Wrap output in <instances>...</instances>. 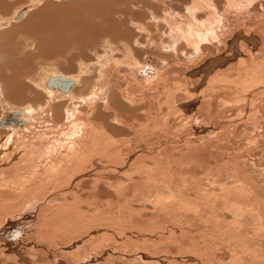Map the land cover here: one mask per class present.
Listing matches in <instances>:
<instances>
[{
    "label": "bare ground",
    "instance_id": "6f19581e",
    "mask_svg": "<svg viewBox=\"0 0 264 264\" xmlns=\"http://www.w3.org/2000/svg\"><path fill=\"white\" fill-rule=\"evenodd\" d=\"M111 5L101 15L114 57L94 82L81 68L40 83L26 74L45 99L28 88L19 106L0 83V121L22 123L0 126L3 255L29 264L19 240L31 233L66 253L54 264H264V0ZM28 9L0 19V31ZM134 28L149 39L141 61ZM50 77L72 85L49 89ZM88 244L101 252L82 254Z\"/></svg>",
    "mask_w": 264,
    "mask_h": 264
},
{
    "label": "rangeland",
    "instance_id": "374dc122",
    "mask_svg": "<svg viewBox=\"0 0 264 264\" xmlns=\"http://www.w3.org/2000/svg\"><path fill=\"white\" fill-rule=\"evenodd\" d=\"M137 1L139 0H0L1 20L10 18L18 9L24 8L27 5L29 6L27 13L22 20L19 22L12 21L8 23L6 27L2 29L4 31H0V83L5 86L4 90L7 99L15 106L22 105L29 100V96L25 95V92H28L29 89V92L34 91L35 93L40 94L39 98L42 101L45 99L43 92L38 87L32 89V87H29L31 84L29 85V83L22 79L26 74L31 76L36 83H40V81L47 76L46 73L52 74L53 72V74L56 73L59 76L75 77L78 76L81 68L85 71V74H82V77L86 79L87 83L91 84L94 82L98 76L97 71L99 64L103 61L104 57H114V54L112 55L110 53L113 47H109L106 44L109 39L108 37L112 34L110 32L111 29L109 28V21L107 17L102 16L101 14H103L106 8L109 7L110 9L112 3H136ZM125 10L128 13L133 14L134 12L135 14H138V16H134V19L136 20H141L146 24L147 21H150L148 13H145V11L141 9L137 8L136 10L127 7ZM114 20L118 21L119 19L118 17H114ZM128 26L129 29H133L131 25ZM160 27L164 29L163 25H160ZM133 32L136 36H141L138 40L139 44L132 41L133 47L136 49V55L141 61L144 57V52L147 51L146 43L144 45L141 43L144 42V39L145 41H148L149 39H146V37L135 28ZM18 55H21V57ZM117 55L119 56V54ZM17 89L19 92H16ZM30 104L36 106L39 104V101L36 100ZM63 104L64 102L61 103L62 107H59L58 109L60 114L63 113ZM3 113L4 109L0 105V115ZM99 114L108 115L102 110H99ZM259 154L260 152H255L256 156ZM224 157L227 156L224 155ZM213 163L214 160L210 159L209 166H212ZM100 165L101 162L95 161V166ZM227 167L228 166H226V169H228ZM82 181L83 180L80 179L79 182ZM259 181L264 183L263 180ZM259 181L258 183H260V187L264 190V184ZM77 183H75L70 191L76 190ZM134 205L138 206L139 204H133V206ZM224 214L228 217L227 213ZM125 215L126 212L123 210L122 212L118 211L114 217L119 218ZM149 217L152 216L149 215L148 218ZM16 220L17 221H14L13 229L22 230V223L25 222H21L18 219ZM30 235L31 233L21 237L19 240L22 242L20 248L26 256L29 264H54L57 262L56 260H59L62 257L65 259L68 257H65L66 253L63 252V255L61 251L52 247L50 242L47 241L48 239L45 238L46 240H41L40 238ZM2 240L4 239H1V241ZM219 243L220 247L223 248L222 250L219 248L220 253L223 256L229 257L230 242L226 243L224 241L223 243ZM83 247L85 249L80 250L81 253L83 252L82 254L85 252L99 254L101 252V249L99 252L96 250L93 251V249H90L89 244L84 245ZM1 249L2 248L0 247V264H16L12 262L10 258L6 260L8 255H3ZM115 257L116 255H112L110 258ZM110 258L109 264H115ZM94 260L88 261L84 264H98V262H101L98 261L100 258L96 259V261ZM121 261L125 262L124 259L119 262ZM72 263L74 264V262ZM102 263L103 262L100 264Z\"/></svg>",
    "mask_w": 264,
    "mask_h": 264
},
{
    "label": "water",
    "instance_id": "95a60500",
    "mask_svg": "<svg viewBox=\"0 0 264 264\" xmlns=\"http://www.w3.org/2000/svg\"><path fill=\"white\" fill-rule=\"evenodd\" d=\"M23 16H24V12L21 11L16 15L15 21L19 22L23 18ZM71 85H72V81L65 79L63 77H56V78L50 77L46 82L47 88L50 89L52 87H56L59 91L62 92L68 91ZM8 124H11L12 126H16L17 124H22V123H18L16 121V114L13 113L10 115V117H3L0 121L1 127H4L5 125Z\"/></svg>",
    "mask_w": 264,
    "mask_h": 264
}]
</instances>
